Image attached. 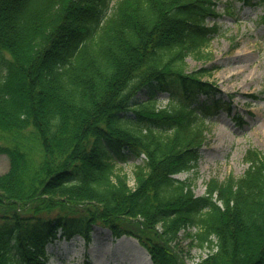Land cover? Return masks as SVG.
<instances>
[{
	"label": "trees",
	"instance_id": "16d2710c",
	"mask_svg": "<svg viewBox=\"0 0 264 264\" xmlns=\"http://www.w3.org/2000/svg\"><path fill=\"white\" fill-rule=\"evenodd\" d=\"M217 1L0 0V264H48L51 241L89 242L95 225L152 264H186L182 238L207 251L193 264H264L263 152L200 196L175 176L223 104L184 69L219 32ZM130 157L132 185L117 169Z\"/></svg>",
	"mask_w": 264,
	"mask_h": 264
},
{
	"label": "rangeland",
	"instance_id": "374dc122",
	"mask_svg": "<svg viewBox=\"0 0 264 264\" xmlns=\"http://www.w3.org/2000/svg\"><path fill=\"white\" fill-rule=\"evenodd\" d=\"M115 2L111 0L110 5ZM216 10L218 15L208 17L205 24L217 23L219 32L199 56L188 55L184 65L187 73L202 70L199 79L217 88L209 100L218 98L223 102L209 117L196 165L176 175L191 178L195 196L205 193L211 179L240 176L247 167V149L264 153V9L257 4L242 5L239 0H218ZM205 96L198 93L200 99ZM137 97L145 98L139 93ZM158 98L156 107L166 105L165 94L159 92ZM139 162L140 157H130L117 163V169L128 174L130 185L133 166ZM7 168L8 158L0 154V173ZM187 241L181 240L182 256L186 264H193L206 250L189 247ZM47 251L48 264H82L86 255L94 264H152L137 239H113L109 229L101 226H93L88 243L80 236L56 238L47 245Z\"/></svg>",
	"mask_w": 264,
	"mask_h": 264
},
{
	"label": "bare ground",
	"instance_id": "6f19581e",
	"mask_svg": "<svg viewBox=\"0 0 264 264\" xmlns=\"http://www.w3.org/2000/svg\"><path fill=\"white\" fill-rule=\"evenodd\" d=\"M109 232H110V237L111 238H113V239H115L116 237H114L113 235H112V233H111V231L109 230ZM81 237V236H80ZM49 254V253H48ZM148 255H149V253H148ZM149 257H150V255H149ZM150 261H151V258H150Z\"/></svg>",
	"mask_w": 264,
	"mask_h": 264
}]
</instances>
